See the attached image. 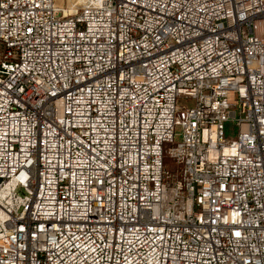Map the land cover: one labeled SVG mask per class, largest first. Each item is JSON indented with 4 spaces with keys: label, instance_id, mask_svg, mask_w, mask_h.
<instances>
[{
    "label": "built area",
    "instance_id": "built-area-1",
    "mask_svg": "<svg viewBox=\"0 0 264 264\" xmlns=\"http://www.w3.org/2000/svg\"><path fill=\"white\" fill-rule=\"evenodd\" d=\"M0 264H264V0H0Z\"/></svg>",
    "mask_w": 264,
    "mask_h": 264
},
{
    "label": "rangeland",
    "instance_id": "rangeland-1",
    "mask_svg": "<svg viewBox=\"0 0 264 264\" xmlns=\"http://www.w3.org/2000/svg\"><path fill=\"white\" fill-rule=\"evenodd\" d=\"M76 1L77 0H66V4L67 6H71ZM76 5L79 7L81 3L78 2ZM178 104L192 105L194 104V100L187 98L185 96H182L178 99ZM179 131H180L179 127H176V132H179ZM237 136H238V125L233 120L226 121L225 129H224V137L226 139H235L237 138ZM180 140H181V136L177 134L174 145H176L177 142H179Z\"/></svg>",
    "mask_w": 264,
    "mask_h": 264
}]
</instances>
